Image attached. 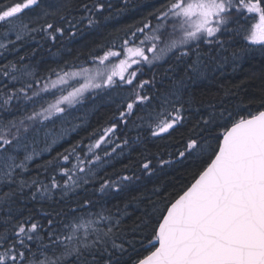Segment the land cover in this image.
<instances>
[{
  "label": "snow or ice",
  "instance_id": "obj_1",
  "mask_svg": "<svg viewBox=\"0 0 264 264\" xmlns=\"http://www.w3.org/2000/svg\"><path fill=\"white\" fill-rule=\"evenodd\" d=\"M33 6L41 8L45 17L51 15L66 27L56 23H46L41 26L40 31H46L50 39L55 40L56 34L63 35L65 31H70L76 24L85 19L73 16L74 11L82 9L89 13L87 17L88 25H94L98 21L93 19L92 14L102 11L104 3H82L78 7L74 0H53L52 3L43 7L41 0H23L10 5L0 6V22L10 25L9 31L16 33V39H22L21 33L37 31L29 29L26 24H13V20L19 19V14L23 10ZM111 7V5H108ZM166 11L160 9L158 19L168 20L169 17L175 21L172 24V32H180L178 38L170 39L165 48L160 49L163 54L173 49H185L180 52L177 60L188 56L187 46L190 42H199L204 37H215L217 33L228 31V25L233 23V13L243 16L245 13L255 14L258 17L256 23L252 24L249 34L245 36L252 44L260 45L264 49V0H169L163 6ZM48 9L53 11L49 12ZM145 28H150V22H145ZM162 25H157L152 29L153 35L146 36L145 40L152 41L148 51L154 53L152 60L159 57L155 55L157 42L161 41V35H155L160 31ZM51 30V31H48ZM143 32L144 28L136 29ZM75 35V33H71ZM135 37V32L132 33ZM145 41H141L144 44ZM211 41H209L210 43ZM124 45L129 42L125 40ZM221 46L223 41L219 42ZM6 45L0 44V48ZM247 49H241L239 53H233L234 58L243 55ZM127 52L132 56H138L141 60L151 64L152 60L145 54L143 47L128 48ZM196 60L187 63L185 76L174 81L171 88L162 93L158 98L160 111L153 109L148 113L151 135L159 137L162 133H169V130L182 124L185 120L184 112L188 108L200 103L196 96L186 87V81L195 83L196 80L205 75L208 66L203 63L200 53L197 51ZM120 52L108 49L103 55L94 56L93 60L103 65L110 57H118ZM23 59V57H21ZM131 63L139 64V60L133 59ZM131 64L127 59L121 60L118 65L113 66L110 73H102L99 69L95 72L89 68H79L76 70L61 71L53 73L55 80L44 83V87L39 91L32 90V84L16 89L14 84H0V182H6L11 189L0 195V264H124L117 253L126 251L125 244L132 241L126 239L125 234L120 230L122 218L128 215L129 204H124L123 209L115 207V211L101 209L96 219L79 223L73 222L64 226L66 235H59L55 229V222L47 220L48 228L35 219L33 215L24 217L17 207L18 194L24 195L25 188L35 187L27 199L36 200L39 198H51L53 189H60L65 195L82 187L77 180H73V175L77 171L84 172L81 165L84 161L79 155L75 156L76 164L72 169L60 167L59 162H67L70 157L77 152L79 143L65 149L63 153H57L52 160L45 162V170L49 166L59 167V174H63L67 179L63 184L51 177L50 184H44L33 178L26 180L22 174L27 172L28 164L37 155L35 149L32 152L27 150L25 141L39 137L41 134L47 139L53 136L50 129H47L45 122L54 123V118L63 119L69 115V109L74 108L85 99V94L96 89L113 88L117 86L114 77L131 86L136 78V72L125 73ZM0 72L8 78L10 84L24 80L27 77H34V73L27 65L17 67L15 63L0 66ZM191 73L188 75L187 73ZM73 80L79 84L78 87L69 85ZM83 82H80V81ZM152 81H139L137 89L143 90L146 85H151ZM69 86L70 91L63 94L65 89L58 86ZM50 89H57L61 92L54 102L48 103L47 107L41 105L39 111L33 110L30 115L24 117L12 116L11 109L14 102H18L22 97L26 101L33 98H40L41 92H49ZM154 97L142 95L140 91H135L131 102L123 105L119 111V119L127 124L125 119L133 114L137 105L146 106L152 103ZM179 104V107L176 105ZM171 106L172 111H168ZM207 111L200 116L197 125H203L194 138L186 141L185 151L179 152L180 157L185 153L196 158H204V165L191 182L175 199L168 201L163 207H157L153 201L151 212L146 215L151 216L155 221L143 220L142 224L135 225L152 227V236L148 239V244L154 249L136 264H264V110L255 114L251 112L248 118H232V112L227 111L222 106L216 110L214 104H201ZM121 105H117L119 109ZM261 107H264L262 102ZM199 111V109H197ZM138 119H144L138 117ZM118 124L113 121L111 126L103 129V134L94 144L88 146V151L93 152V148H99L108 136L115 134ZM214 129L221 131L214 137L217 142L212 145L209 139H205L203 133L211 132ZM139 139V137L137 138ZM55 143V138L52 140ZM108 140V143H111ZM128 141L124 140V145ZM120 147V145H116ZM23 158L21 159V150ZM47 150V149H46ZM116 148H113V152ZM94 155L97 167H103L104 161L98 155ZM104 155L110 156L105 152ZM143 155V154H142ZM89 164L92 160L88 161ZM171 161L159 160V165L169 164ZM151 159L144 156L140 164V170L147 175L153 174L155 167ZM127 167V166H125ZM19 170V172L17 171ZM89 174L95 176L96 173L89 169ZM17 177H19L17 179ZM135 174L131 176H119L117 179H102L98 191L105 195L115 191H123L135 179ZM84 183H87L85 180ZM138 198H133L135 203ZM92 207L93 201L85 199L78 208ZM107 212V215L103 213ZM98 221L106 222L105 227H94ZM81 229L83 232L81 233ZM44 232L45 235H41ZM45 237L47 243H45ZM117 239L121 242L117 243Z\"/></svg>",
  "mask_w": 264,
  "mask_h": 264
},
{
  "label": "trees",
  "instance_id": "obj_2",
  "mask_svg": "<svg viewBox=\"0 0 264 264\" xmlns=\"http://www.w3.org/2000/svg\"><path fill=\"white\" fill-rule=\"evenodd\" d=\"M16 2H23V0H0V6ZM52 2L53 0H41L45 8ZM97 2L105 4L102 11L94 10L92 14L93 19L98 23L90 26L87 22L89 13L82 9L74 11L72 15L77 19L80 16H84L85 19L76 24L75 28L65 31L63 35L57 33L55 40L50 39L46 31H40L41 26L46 23H56L62 27L66 25L61 24L51 15L45 17L39 7L33 6L23 10L19 14V19L12 21L13 24H26L29 29H38L28 33L22 32L20 40L16 39L15 32L8 30L9 24L0 22V44L6 45L5 48H0V66L9 62L15 63L17 67L27 65L34 73V77H27L10 84L8 78L0 72V84H9V87L14 84L18 89L30 83L33 87L28 91L29 96L32 95V91H39L44 87V83L49 81V75L53 73V70L61 72L81 67L89 69L107 67L112 70L117 63V58L124 54L127 47L123 43L125 40L137 42L148 33L152 36V29H155L158 24L163 26V30L157 34L162 36L161 41L157 42L156 56L159 58L150 59L151 64L144 63L138 66L136 78L131 86L115 79L117 86L113 88L90 91L85 95L82 103L69 109V115L63 119L54 118V123L45 122L53 136L47 139L42 134L35 139L29 136V139L25 141L27 150L32 152L35 149L37 155L28 164L29 170L22 176L26 180L35 178L44 184H50L52 176L63 184L67 177L59 174L57 166H49L47 170L40 166L56 157L57 153H63L65 149L79 143L76 154L72 155L67 162L60 161L59 166L72 169L77 163L75 156L79 155L84 161L81 165L84 172L77 171L72 178L82 187L76 188L67 195L60 189H53L51 198L41 199L38 196L36 200L27 199L35 191L36 186L25 188L23 196L18 194L17 207L24 217L33 215L44 225L45 230L48 228L47 220H54L57 234L66 235L68 233L64 228L65 225L79 223L81 218L84 221L96 219V216L90 214H99L101 209L115 211L117 206L123 209L124 204L127 203L129 204L128 215L123 216L120 230L132 243H126V251L117 255L124 264H136L137 260L142 259L154 249L148 244V239L152 236V227L141 226L136 228V234H133L135 225L142 224L143 220L152 221L154 224L152 217L146 215L151 212L152 202L154 201L157 207H163L168 201L175 199L182 189L194 182V177L202 170L204 158L189 156L187 153L184 157L179 156V152L185 151L186 141L194 138L203 127V125H197L200 116L207 111L201 104H214L216 110L222 106L232 112L233 119L248 118L250 112L255 114L264 110V107H261L264 102V49L245 39V36L249 34L250 26L257 21L258 17L248 13L241 16L234 12V22L228 25L227 32L222 30L215 37H204L199 42H190L187 46L189 55L178 61L177 57L185 49H173L163 54L160 51L166 46L165 39L169 40L171 34H176L171 32V26L175 22L173 18L169 17L168 20L157 18L159 16L157 10L166 11L167 9L163 6L167 5L169 0H74L77 7L82 3H88L91 6ZM48 11L53 10L48 9ZM171 21H173L172 24H170ZM145 22H150V28L144 27ZM138 28H144V31H136ZM73 32L75 35L71 34ZM133 32L135 37L132 35ZM220 41L224 42L222 46ZM108 49L120 52V56L110 57L103 65L93 60L94 56L103 55ZM241 49H247V51L238 58H234L233 53H239ZM197 51L203 63L208 66V70L195 83L190 81L185 83L200 103L192 108L185 105L187 109L183 114L185 120L175 130L162 133L159 137L152 136L149 125L154 121H149L148 113L153 109L161 110L158 98L171 88L174 81L185 76L187 63L196 60ZM187 74L191 75L190 72ZM55 79L56 76L51 74V80ZM144 80L152 81V84L146 85L143 90L137 89V83ZM69 85L79 86L73 80L69 81ZM58 87L65 89L63 94L71 90V87L67 85ZM135 91H140L142 95H148L154 99L149 105H137L133 114L125 118L127 124H124L117 119L119 111L124 110L125 103L132 101ZM59 95H61L60 91L50 89L47 93L41 92L40 98L34 97L31 101L21 97L18 102H14L8 118L24 117L30 115L33 110L39 111L41 105L47 107V104L54 102ZM117 105L121 107L118 109ZM176 107H179V104ZM168 111H172L171 106L168 107ZM138 117L144 119H138ZM113 121L118 124L115 134H108L100 147L93 148V152L90 153L88 146L94 144L103 134V129L110 127ZM220 131L221 129H214L211 132H204L203 135L215 146L217 141L212 137ZM53 138L55 143L52 142ZM108 140L112 142L108 143ZM124 140L128 141L127 145H124ZM116 145L120 147L117 148ZM113 148H116L115 152ZM105 152L110 153V156L106 157ZM93 153L102 158L103 167H97ZM144 156L151 159L153 165H158L151 175L140 170ZM22 158L23 149L21 150ZM89 160H92L91 164L88 163ZM159 160L171 161V163L159 165ZM89 169L96 175H90ZM133 174L139 178L123 191L113 190L107 195L98 191L103 182L101 178L117 179L119 176ZM85 180L87 183H84ZM14 188V184L10 189L6 182H0V195ZM134 197L138 199L132 203ZM85 199L93 201V206L78 208ZM105 224L104 221H98L93 226L103 228ZM82 232L83 229H81ZM41 235L45 233L42 232ZM120 242L121 240L117 239V243ZM45 243H47L46 237Z\"/></svg>",
  "mask_w": 264,
  "mask_h": 264
},
{
  "label": "rangeland",
  "instance_id": "obj_3",
  "mask_svg": "<svg viewBox=\"0 0 264 264\" xmlns=\"http://www.w3.org/2000/svg\"><path fill=\"white\" fill-rule=\"evenodd\" d=\"M257 20H258V19H257ZM256 22H257V21H256ZM256 22H255V23H256ZM172 23H173V21L170 22V24H172ZM162 30H163V26L161 27L160 31H158V32L155 33V35H157V34H158L159 32H161ZM170 30H171V29H170ZM171 32H172V30H171ZM153 34H154V33H153ZM179 35H180V32L177 31L176 34H174V35L171 34V35L169 36V38H170V39H175V38H178ZM146 36H150V34L148 33ZM146 36H145V37H146ZM145 37H144L142 40H137V42H134L133 40L130 41V42L127 44V47H126V49H125V51H124V54H123L121 57H118V58H117V63H116L115 65H118L119 62H120L121 60H125V59H127L128 62L131 64V67L128 68V71L125 73V77H126V78H127V76H128V73H131V72H133V71L136 72V68H137L138 66H140L141 64L147 63V62L141 60L140 57H138V56H132V55H130V54L127 52V49H128V48L143 47V48L145 49V54L149 57V60L153 58V55H154V54H153L152 52L148 51V49L151 48V46H152V41L145 40ZM170 39H169V40H170ZM169 40H166V39H165L166 44L169 42ZM141 41H145L144 44H141ZM133 42H134V44H133ZM130 44H132V45H130ZM166 44H165V45H166ZM129 45H130V46H129ZM163 48H165V47H163ZM147 53H148V54H147ZM156 53H157V51H156ZM156 53H155V55H156ZM151 54H153V55H151ZM150 56H152V57H150ZM133 59H135V60H139L140 63H139V64L131 63V61H132ZM97 69H99L102 73H110V72L113 70V68H112V70H110L111 68H107V67H100V68H97ZM97 69H91V70H93V71L95 72ZM114 79H117V81L121 82V81L119 80V77H114ZM70 81H71V80H70ZM82 82H83V81H82ZM88 93H89V92H88ZM88 93H86V94H88ZM86 94H85V95H86Z\"/></svg>",
  "mask_w": 264,
  "mask_h": 264
}]
</instances>
